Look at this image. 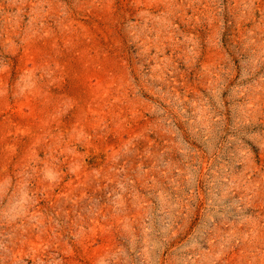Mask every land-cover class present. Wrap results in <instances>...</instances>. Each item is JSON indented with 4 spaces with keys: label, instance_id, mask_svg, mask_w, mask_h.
Wrapping results in <instances>:
<instances>
[{
    "label": "rangeland",
    "instance_id": "obj_1",
    "mask_svg": "<svg viewBox=\"0 0 264 264\" xmlns=\"http://www.w3.org/2000/svg\"><path fill=\"white\" fill-rule=\"evenodd\" d=\"M0 264H264V0H0Z\"/></svg>",
    "mask_w": 264,
    "mask_h": 264
}]
</instances>
